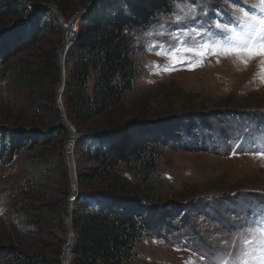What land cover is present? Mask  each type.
Returning <instances> with one entry per match:
<instances>
[{"label":"rangeland","instance_id":"rangeland-1","mask_svg":"<svg viewBox=\"0 0 264 264\" xmlns=\"http://www.w3.org/2000/svg\"><path fill=\"white\" fill-rule=\"evenodd\" d=\"M29 2V11L6 22L18 24L0 34V245L26 247L49 257L48 264H61L68 242L66 209L75 203L68 202L71 182L63 153L67 129L49 110L35 112L39 100L14 79L21 67L41 65L40 54L58 43L48 31L21 43L15 35L40 20L45 10L36 5L46 7L47 16H54L51 7L69 18L107 1L64 0L63 10L57 7L61 0ZM259 12L258 0H181L133 34L137 76L123 105L130 115L169 118L159 122L166 134L161 129L163 155L153 198L164 213L155 210L162 219L154 221L132 259L123 264H188L190 259L204 264L201 254L225 242L238 244L237 230L264 209V156L259 155L264 144V56L245 55L246 66L222 50L205 58L181 52V63L167 55L172 37L188 39L184 33L189 30L194 37L200 31L196 39L213 44L236 42L248 30L250 16ZM69 66L66 60L65 79ZM72 154L68 161L77 175L86 163L75 147ZM118 173L132 183L138 175L135 166H119ZM43 202L58 209H46L38 223L29 222L25 207Z\"/></svg>","mask_w":264,"mask_h":264},{"label":"trees","instance_id":"trees-1","mask_svg":"<svg viewBox=\"0 0 264 264\" xmlns=\"http://www.w3.org/2000/svg\"><path fill=\"white\" fill-rule=\"evenodd\" d=\"M29 1L0 0V34L18 24L19 21L10 25L6 22L29 11ZM63 1L57 7L62 8ZM105 1L87 8L77 40L67 54L70 66L63 104L78 133L74 147L86 163L76 175L78 192L72 209L75 241L70 264H123L131 260L136 244L157 218L162 219L155 210L164 208L153 198L157 164L163 155V129L166 134L165 126L159 122L169 117L130 115L123 99L133 89L137 76L133 34L148 28L160 14L169 13L174 2L181 0ZM40 8L45 10L40 20L27 24L26 29L15 35L18 43L31 41L36 34L48 31L56 35L54 43H58V48L61 28L56 16L54 13L47 16V8ZM57 48L40 54L41 65L27 64L14 74L17 84L39 100L35 112L41 114L47 109L55 120L59 116L54 87L59 82ZM45 83L53 87L45 88ZM119 166H135L138 174L135 182L122 177ZM256 199L263 201L258 195ZM25 208L27 220L36 224L43 211H55L58 206L43 202ZM48 263L49 257L40 252L11 243L0 245V264Z\"/></svg>","mask_w":264,"mask_h":264},{"label":"snow or ice","instance_id":"snow-or-ice-1","mask_svg":"<svg viewBox=\"0 0 264 264\" xmlns=\"http://www.w3.org/2000/svg\"><path fill=\"white\" fill-rule=\"evenodd\" d=\"M258 7L259 14L250 16L248 30L238 34L236 42L225 44L221 40L219 44H213L208 40L196 39L202 35L200 31H195L194 37V30H189L184 33L188 39L181 41L179 34L172 37L167 55L175 63H181V52L194 53L200 58H205L222 50L224 55H235L247 66L248 60L243 59L245 55L249 58L264 56V0H258ZM188 12L195 14L196 9L190 8ZM244 15L249 17L247 12ZM176 20H181V16L177 15ZM216 27L221 26L217 24ZM183 59H187V56ZM261 71H264V65ZM259 155L264 156V144L260 146ZM235 235L238 244L225 242L220 248L214 247L209 253L201 254L200 260L204 261V264H264V209L257 211L251 219H246L244 226L239 228ZM188 264H194V261L190 259Z\"/></svg>","mask_w":264,"mask_h":264},{"label":"water","instance_id":"water-1","mask_svg":"<svg viewBox=\"0 0 264 264\" xmlns=\"http://www.w3.org/2000/svg\"><path fill=\"white\" fill-rule=\"evenodd\" d=\"M36 7H42L41 5H36ZM50 9L53 11V13L55 15H58V12L54 9V8H51ZM58 69H59V82L56 86V95H55V103H56V108H57V111H58V115H59V119H58V125L59 126H63L67 129V138L65 140V144H64V155H66V152H67V145L69 144V140L72 139L74 137L73 133L76 132L75 130V127L72 125V123L67 119V116H66V112H65V108L63 106V103H62V97H63V91H64V86H65V72H64V69H63V64H58L57 65ZM60 85H62V87H60ZM71 158H72V152H71ZM67 160V157L65 156V162ZM66 165H67V170H68V173L70 171L71 174L69 173V178H70V186H73L74 188H76V191L78 192V188H77V176H76V171H75V166L74 164H72V168L69 166L68 162H66ZM71 190V189H70ZM66 212H67V219H66V237H67V243L65 245V248L63 249V252L62 254L60 255V261H61V264H70L71 263V254H72V247H73V244H74V241H75V237H74V240L72 241L71 243V247L68 248L67 245L69 244V242L72 240L71 238H73V234H74V227H73V223H72V210H71V206L69 208V205L66 209ZM75 236V235H74ZM71 239V240H70ZM69 249V250H68ZM69 252V258L67 260H65V252Z\"/></svg>","mask_w":264,"mask_h":264},{"label":"built area","instance_id":"built-area-1","mask_svg":"<svg viewBox=\"0 0 264 264\" xmlns=\"http://www.w3.org/2000/svg\"><path fill=\"white\" fill-rule=\"evenodd\" d=\"M85 9L86 8L78 12H75L69 18H63L59 15H55L56 20L61 28V34H62L61 44L59 45L58 50H57V65L63 64L64 72H65L64 65H65V61L67 60V54L77 40L79 24L82 19V16L86 12ZM73 135L74 137L69 140V144L67 145L70 147L71 151H73L75 140H76V134L73 133ZM71 187H72L71 188L72 190H70V192L71 193L73 192V195L69 196L68 202L70 203L72 201L73 202L75 201V197L77 195L76 188H74L73 186ZM72 209H73V206H71V210Z\"/></svg>","mask_w":264,"mask_h":264},{"label":"bare ground","instance_id":"bare-ground-1","mask_svg":"<svg viewBox=\"0 0 264 264\" xmlns=\"http://www.w3.org/2000/svg\"><path fill=\"white\" fill-rule=\"evenodd\" d=\"M60 87H62V85H60ZM71 152H72V151L70 150V147L67 146V152H66V155H65V156L67 157L66 162H68V164H69V161L71 160V158H68V156L71 154ZM68 160H69V161H68ZM70 162H71V161H70ZM69 166H70V164H69ZM71 172H72V171H70L69 173L71 174ZM71 188H72V187H71ZM71 190H72V189H71ZM69 195H70V196L73 195V192H72V193L70 192ZM73 203H74V202L72 201L70 204H73ZM71 239L73 240V238H71ZM71 239H70V240H71ZM70 246H71V243L69 242V244L67 245V247L70 248ZM68 250H69V249H68ZM67 252H68V251H67ZM67 252H65L64 256L67 254ZM68 253H69V252H68Z\"/></svg>","mask_w":264,"mask_h":264}]
</instances>
